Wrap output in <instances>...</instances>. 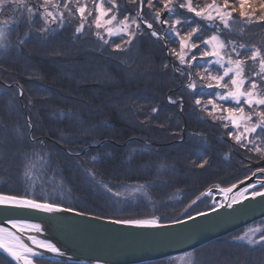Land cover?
Masks as SVG:
<instances>
[{"label": "trees", "instance_id": "1", "mask_svg": "<svg viewBox=\"0 0 264 264\" xmlns=\"http://www.w3.org/2000/svg\"><path fill=\"white\" fill-rule=\"evenodd\" d=\"M116 1L119 12L140 10V0ZM141 13L142 20L165 34L167 48L140 21L132 43L122 45L119 51L113 44L121 43L120 38L103 44L93 28L76 33L80 22L77 13L70 23L56 28L51 23L45 25L39 15L31 26L26 12L17 18L19 22L12 25L5 47L0 48V80L6 85L0 83V179L22 180L23 158L33 154L43 169L46 166L43 174L58 176L59 183L69 186L63 189L70 201H54L61 206L110 219L156 216L160 222H172L208 210L201 193L213 185L233 184L240 173L235 160L264 158L236 145L227 135L229 129L202 110L208 99L225 91L208 87V82L196 75L205 68L213 75L223 71L209 63L212 59L200 57L205 46L187 52L186 63L180 64L171 51L178 49V38L166 33L163 24L154 19L155 9L147 6V0ZM181 16L199 24L192 14ZM45 27L47 31L39 30ZM206 31L208 27L199 34L201 39L210 36ZM193 52L197 60L191 67L187 61ZM190 67L195 89L188 87ZM17 85L23 89L22 97ZM169 98L180 101L174 105L167 101ZM196 99L201 100V106L195 104ZM181 103L184 105L179 109ZM205 160L204 167H199ZM97 181L108 184L112 193ZM134 182L143 184L153 202L160 203L159 211L148 215L149 211L111 208L131 201L133 196L119 186ZM117 191L125 195L114 196ZM1 192L27 197L17 190ZM197 196L200 199L192 204ZM226 237L214 240L220 244L219 252L202 256L193 264H264V244L250 245ZM214 242L191 252L202 251ZM173 258L142 264H165ZM0 264L17 263L0 253Z\"/></svg>", "mask_w": 264, "mask_h": 264}, {"label": "snow or ice", "instance_id": "2", "mask_svg": "<svg viewBox=\"0 0 264 264\" xmlns=\"http://www.w3.org/2000/svg\"><path fill=\"white\" fill-rule=\"evenodd\" d=\"M105 2L108 3L109 7H105ZM130 3H136L137 0H129ZM159 3L163 5V9L167 10L170 14L169 19H161V9L156 8L153 0H147V6L149 8L155 9L154 19L159 21L161 24L169 25L168 31L174 33L176 37L179 38V49H172V53L177 55L180 64L186 63V49L189 51L200 49L201 44L205 47L200 51L201 58H211L214 57V61H209L210 64L219 66L222 69V74L213 75L210 68H205L203 73L197 72L196 75L200 77L201 81H207L208 87L215 86L218 89H224L222 94H219V99L223 101L231 100L234 103L233 107L222 108L218 105L214 99H208L207 104L202 108V110L207 111L209 116L213 119H219L223 127L231 129L227 132V135L241 148H245L248 151H253L264 157V51L259 47L252 46L251 49L244 44L237 45L234 41L222 39L219 35V31L215 34L201 39L199 35L202 32V28L199 24L195 27H189V21L181 19L172 20L171 14L175 12L176 7L180 9H186L187 12L193 13L195 17L202 18L204 20L215 23L219 21L225 29H230V22H233V14L238 13L239 17L245 22L251 23L254 21L264 22V0H223L222 3L218 4L216 0H212L211 4L205 7L194 6L193 0H159ZM94 10L97 15L94 18V26L98 30L95 35L98 39L103 40L104 44H108L109 40L105 39L101 35L100 29H103L108 37L121 36V43H114L113 49L122 51V45L131 44L132 40L136 36V32L131 30V26L135 25L137 30L140 29V23L137 21L136 17H132L129 20L128 15H124L122 20H118L117 13L119 12V6L116 0H100L96 3L93 0ZM140 4H144V0H140ZM71 5V7H70ZM50 8L52 10H50ZM79 14L80 23L76 27V33H82L85 24L88 23V17L92 15V11L88 10L86 15L87 5L82 4L80 0H42L38 5H31V0H0V14H5L6 11L10 10L11 13H20L23 17L24 13H27V22L31 26L33 23V18L37 15L44 21V24L57 23L63 24L65 17V12H67L68 17H72L75 13ZM42 9V11H41ZM63 9V10H61ZM111 14V15H110ZM140 12H137V16ZM107 17V19H106ZM13 22L18 23L19 20L15 16H11ZM115 22V24H114ZM147 28L151 29V36L159 38V33L154 29L153 24L145 21ZM9 20L5 19L0 21V40H5L7 38V28ZM188 28L187 31L182 33L181 26ZM91 27V25H89ZM40 31H47V28H41ZM27 35V33H26ZM127 36L128 39H123ZM196 40H193V37ZM198 41V42H197ZM230 51H225L229 49ZM238 49H243L245 55H241V51ZM250 51V55L247 53ZM232 53L235 54L233 58ZM197 56L195 52L187 61L191 64L192 61H196ZM248 61L252 62V71L250 75L245 74V65ZM258 63V70L255 66ZM166 67V65H165ZM191 67L189 69V84L188 87L195 89L196 82L192 79ZM180 71V69H177ZM227 78V80H226ZM214 82V83H213ZM245 84L248 85L245 88ZM170 102L176 103V101L171 100ZM201 100L196 99L195 104L201 106ZM208 105L211 106L210 110ZM247 108V111L245 110ZM153 112L157 109L153 108ZM216 113H222L217 116ZM193 135H201L194 133ZM260 141V143H257ZM42 144L43 142L40 141ZM96 159V157H93ZM43 160V157H40ZM207 163L205 160L203 163L199 164V167L203 168ZM39 161L32 163L29 166V171L32 168H36ZM42 168L43 165L41 164ZM260 172H264V168L258 169ZM29 173H26L28 175ZM93 179H95V173H91ZM255 175V173H253ZM102 183L103 187L110 193H112V188L108 184L102 181H97ZM236 185L233 184L230 187L221 188L220 191L224 193H229L235 188ZM253 187H255L253 185ZM128 191L129 195L135 197L136 193H140L147 196V189L144 185H138ZM247 189H244L237 196L233 197L229 203L228 207H232L236 203H240L242 199H247L245 193ZM210 194V190L209 193ZM114 196H123L125 192L117 191L113 193ZM205 195V193H201ZM252 198L264 197V191H253L251 193ZM200 197L197 196L195 200H192V204H195ZM0 205H14L17 207L38 209L47 213L54 212H70L73 209L63 208L57 203L49 202H38L36 199L27 198L24 196L16 195H2L0 194ZM219 207H224L220 204ZM198 215H206V213H198ZM189 219H194V217L189 216ZM117 223L134 224L137 226H149L156 227L162 226L160 224V218L153 216L150 219H131V220H118ZM179 222V221H177ZM12 227L18 229L20 232L25 230L40 232L41 227L39 224H26L18 221H12ZM259 233V239H254L256 234ZM29 239L39 248L46 249L48 252L63 256L64 253L58 248L54 243L47 240H39L34 236H30ZM238 240H246L250 245L264 244V227H248L242 235L234 237ZM0 249L8 254L17 264H34L33 257L40 255L31 246L25 243L19 235L14 232L8 231L7 229L0 227ZM192 254L184 253L182 256L178 257L173 264H192Z\"/></svg>", "mask_w": 264, "mask_h": 264}, {"label": "water", "instance_id": "3", "mask_svg": "<svg viewBox=\"0 0 264 264\" xmlns=\"http://www.w3.org/2000/svg\"><path fill=\"white\" fill-rule=\"evenodd\" d=\"M141 23L149 32L152 31L145 22ZM159 36L164 38L163 34ZM163 44L166 46L165 42ZM250 164V167L256 168L263 166L264 160ZM256 173L235 184V188H245L256 181L263 183L264 180H259ZM216 191L217 188H212V192ZM246 196L247 199L232 207L227 206V200L223 203L224 207H219L222 203H218L213 209L202 211L206 215L197 213L191 215L194 219L187 217L179 222L160 223L162 226L156 227L117 223L115 219L73 210L47 213L38 209L0 205V227L11 225L12 221L39 224L46 236L36 234L42 240L54 243L64 253L63 256L53 254L33 245L45 252L35 258L78 264H141L191 252L264 218V197ZM219 197L215 195L214 199L219 200ZM0 251L4 252L2 249Z\"/></svg>", "mask_w": 264, "mask_h": 264}, {"label": "rangeland", "instance_id": "4", "mask_svg": "<svg viewBox=\"0 0 264 264\" xmlns=\"http://www.w3.org/2000/svg\"><path fill=\"white\" fill-rule=\"evenodd\" d=\"M154 1L156 2V4L159 5V6H157L155 4L157 6V8L161 9V19H164V17L167 14L166 10L163 9V5L159 3V0H154ZM198 1L200 3H198ZM34 2L40 3V2H42V0H31V5H34ZM80 2L82 4H86L87 5L86 15H87V11L88 10L92 11V15L88 17V23L85 24V27L89 28V25H91L90 28H93L94 32L98 31L95 28L94 23H93L94 18L97 15V13L94 10L93 0H80ZM95 2L99 3L100 0H95ZM216 2L218 4H220V3L223 2V0H216ZM60 3L62 4L63 0H60ZM116 3H117V1H116ZM211 3H212V0H193L194 6H199V7H201L202 5L206 6V5L211 4ZM117 5L119 6V3H117ZM142 6L143 5L140 6V10L141 11H142ZM70 7H71V5H70ZM105 7H109L107 2H105ZM50 10H52V9L50 8ZM61 10H63V9H61ZM140 10H139V12H140V15L142 17V13H141ZM73 11L75 13V9L74 8H73ZM175 11H177L179 13V15L177 16L175 12L173 14H171V19L169 20V23H171L172 20H175V19H178V18L181 19L182 22H183L185 20L181 16L183 13L194 15L193 13L187 12L186 9H180L178 6L176 7ZM9 12H10V10L6 11L5 14H0V21H3L5 19L9 20V24L6 26V28L8 30L7 31V35L11 32V28L13 27L12 25L14 24V22L11 19V16H15L16 18H18L20 16V13H11V15H9ZM75 14L72 17H68L67 12H65L66 19L64 20L63 24H60L59 22H57V23H51V25L54 28H56V26L60 27V25L68 24V23H70L73 20L72 18L76 17ZM124 15H128L129 16V20H131L132 17H136L138 22L139 21H140V23H141V21L145 22L144 20L141 19L140 16H137V13H133V12H131V13L130 12H126V13L118 12L117 13L118 20H122ZM78 16H79V14H78ZM169 16H170V14L168 15V17L166 19H169ZM194 18L195 19L196 18L199 19L197 21L201 25V28H202L203 31H205L206 27H208L209 32L206 31L207 35L210 34V36H211V35L215 34L217 31H219V35L221 36L222 39H224V38L227 39V40L228 39L229 40L235 39L236 41L240 42L239 44H244V45L248 46L249 49H251L252 46H255V47L261 48V50L264 51V22L254 21V22L248 23V22H245L242 18H240L238 13H234L233 14V22H230V29H225L223 27V25L220 24L219 21H216L215 23H213V22L204 20V19L199 18V17H195L194 16ZM106 19H107V17H106ZM114 24H115V22H114ZM197 24L198 23L190 22L189 23V27H195V26H197ZM142 25L145 26L144 24H142ZM77 26H79V24ZM163 26L165 27L166 33L173 34V36H175L174 33L168 31L169 25H164L163 24ZM178 27L181 28V31L188 30V28L183 27V24L181 26H178ZM135 29H136L135 25H132L131 26V30L135 31ZM99 31L101 32V35H103L105 39H108V40L116 39V38H120L121 39V36H118V35L117 36L108 37L103 29H100ZM157 32L159 34H162L159 31H157ZM149 33H151V32H149ZM243 34H246L247 36H244ZM163 35H164V38H161L160 36H159V38H157V37H154V38H156V40L159 43H164L165 42V44H166V40H165L166 36H165V34H163ZM123 39L126 40V39H128V37L124 36ZM5 40H0V48L1 47H5V44H6ZM100 41L104 44L103 40H100ZM178 45H179V38H178ZM165 47L167 48V45ZM201 50H203V49H201ZM177 51L178 52L180 51L179 47H178ZM185 51H186V53L189 52V50H187V49ZM225 51L226 52L230 51V48L226 49ZM240 51H241V55L242 56L245 55V51L243 49H240ZM247 54L250 55V51ZM233 55H234V53H233ZM210 59H212V61H214L215 58L211 57ZM178 61H179V59H178ZM255 68H256V70H258V63L255 66ZM252 70H253L252 69V62L248 61L247 64L245 65V73L248 72V75H250ZM226 80H227V78H226ZM0 83L2 85L6 86L1 80H0ZM17 87H18V96L22 97L23 89H22V87L20 85H17ZM247 87H248V85L245 84V88H247ZM219 94L220 93H217L216 95H218V96H214V98H213L218 105H220L222 108L233 107L234 106V103L231 100H228V101L220 100L218 98ZM167 101L170 102V99H168ZM175 101L177 103L180 100H175ZM170 103L175 105V103H172V102H170ZM183 105L184 104L181 103L179 105V107H180L179 109H181L183 107ZM209 106L210 105H208V107ZM245 110L247 111V108ZM221 114L222 113H216L217 116H219ZM215 120L220 121L219 119H215ZM26 121L28 122V124L31 127V121L29 120V118H27ZM228 129L229 130L231 129V125H229ZM257 143H260V141H257ZM251 152H253V151H251ZM254 153H256V152H254ZM262 160H264V158L255 159V160H253V159H245V160H242V161L240 160L241 162L239 160H235L234 162H235L236 165L240 164L239 167H240L241 171L239 170L240 173L237 175V178L235 179L233 184H237V183L245 180V178L252 176V174L256 173V171L259 172L258 169L264 168V165L256 167V168L250 167V165H251L250 163L251 162L255 163V162H258V161H262ZM35 162H37V156H34L33 154L29 155V156H24L23 165H24L25 170L23 172L24 175H22V180H16V181H13V180L6 181L5 180L4 181V179H0V181H1L0 182V190L4 189L5 191H10V192L17 190V192H19V193H21V192L25 193V195H27V198L36 199L38 202H41V203H43V202L55 203L54 201H57L58 199L67 200V201L69 200L70 201V199H69L70 195H68V192L65 189H63L65 185L63 186L62 183H59L57 181L59 179L58 176L53 177L49 173H48V176H46L45 174L42 173L44 171V169H46V166L43 169V167L41 168L40 164H39V165H37L36 168H32L29 171V166L32 163H35ZM233 167L235 168V166H233ZM236 169H239V168L236 167ZM26 173H29V174L26 175ZM258 179L259 180H264V176H259ZM7 183H8V185H7ZM12 183L16 187L12 186L13 185ZM233 184H231V185H233ZM138 185H143V184H139L137 182L130 183V184H123L122 186H119L120 187L119 190H122V191H123V189L124 190H129V189L131 190L132 188H135ZM231 185L224 186V187H221L219 185H213L212 187L206 189L203 192V193H205V195H203L202 198L208 204V206H209L208 210L213 209V207L217 206L218 203H222L223 204L225 201H227V200L230 201L233 198V197L232 198L221 197L219 195V193H218V191L221 188L230 187ZM8 186H12V187L9 188ZM68 187L69 186H67V187L65 186L66 189ZM212 188H217V191L216 192H212ZM209 190H210V194H208ZM257 190L258 191L264 190V182L263 183H259L258 182L255 187L247 188V192L245 193V196L246 195H251V193L253 191H257ZM0 194L9 195V194L3 193V192H1ZM215 195H219L220 196L219 200L214 199ZM24 197H26V196H24ZM126 203H128V204H124L122 206L119 205V207L118 206H113V207L111 206V208H116V209H121V210L129 209L130 212H133V213H135V212L139 213L140 212V213H145V214H146V212L148 213V211H149L150 213L148 215H153L155 212L159 211V207H160V203L159 202H157V203L153 202V200L150 198L149 194L147 196H144V195H142L140 193H136L135 197H132L131 201L130 202H126ZM61 207L67 208L65 206H61ZM68 208H70V207H68ZM71 209H73V208H71ZM73 211H76V210L73 209ZM151 211L153 213H151ZM202 211H207V210H202ZM76 212H80V211H76ZM88 215H90V214H88ZM192 215H194V214H192ZM97 217H99V216H97ZM100 218H102V217H100ZM103 218H106V217H103ZM150 218H152V217L148 216L146 218H135V219H150ZM108 219H110V218H108ZM115 220H118V219H115ZM124 220H131V219H124ZM160 223H169V222H160ZM250 226L251 227H257V226L264 227V220L258 221L256 223H251V224L247 225L246 227L238 229V231L234 232V234L231 233L232 236H230L231 234H227L226 235L227 237L226 236H224V237H226L229 240L236 241L238 239H234V237H236L238 235H242L243 232ZM258 236H259V233L256 234L254 239H258L257 238ZM214 240H216V239H214ZM238 241L248 244L246 240H238ZM206 244H208V243H206ZM206 244H204V245H206ZM219 246H220L219 243L214 242V244H210V245L205 246L202 249V251L187 252V253L192 254V257H193L192 258V264H193V262H196L197 259L202 258V256H203V258H205V257H207V255L215 254L216 252H219V250H218ZM0 253H4V252L0 251ZM204 253H205L206 256L204 255ZM4 254L6 256H8V254H6V253H4ZM183 254L184 253H182L181 255L174 256V258L171 261H169L168 263H165V264H173V261H175L178 257L182 256ZM198 255H199V257H198ZM8 257L11 259V261L13 263H16V262L13 261V259L10 256H8ZM37 259L38 260H46V259L39 258V257L33 258V260H37ZM48 260H46V261H48Z\"/></svg>", "mask_w": 264, "mask_h": 264}, {"label": "bare ground", "instance_id": "5", "mask_svg": "<svg viewBox=\"0 0 264 264\" xmlns=\"http://www.w3.org/2000/svg\"><path fill=\"white\" fill-rule=\"evenodd\" d=\"M259 176H264V172H257L256 173V177L258 178ZM257 183H258V181H256L255 183H253V184H250L249 186H245V188H239V189H237V188H234V189H232V191L231 192H229V193H224V192H222V191H218V193H219V195L221 196V197H226V198H232V197H235V196H237L239 193H241L244 189H247V188H250V187H253V185L254 186H256L257 185ZM1 227H3V228H5V229H7L8 231H11V232H14V233H16L17 235H19L20 237H21V239L25 242V243H27L29 246H31L35 251H37L38 253H40V254H45V252L44 251H40V250H37V248L35 247H33V245H35L31 240H29V237L30 236H34V237H36V239H39V240H42L41 239V236H39L38 234H40V235H42V236H46V234H45V232H44V229H42V227H41V231L40 232H35V231H29V230H25V231H23V232H20L18 229H14L13 227H12V224L10 225V224H8V225H2ZM36 233H38V234H36ZM34 234V235H33ZM48 241V240H47ZM50 242V241H49ZM39 249H41V248H39ZM33 258H35V257H33ZM15 261V260H14ZM21 264H22V262H21ZM34 264H38L37 262L35 263L34 262ZM83 264V263H82ZM94 264V263H93Z\"/></svg>", "mask_w": 264, "mask_h": 264}]
</instances>
